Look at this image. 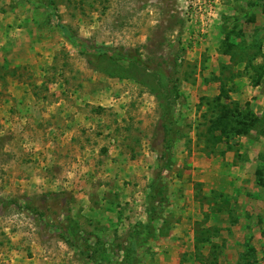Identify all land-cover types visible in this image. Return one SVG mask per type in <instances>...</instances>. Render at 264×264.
<instances>
[{
	"label": "rangeland",
	"instance_id": "1",
	"mask_svg": "<svg viewBox=\"0 0 264 264\" xmlns=\"http://www.w3.org/2000/svg\"><path fill=\"white\" fill-rule=\"evenodd\" d=\"M0 18V264H264V0ZM218 96L262 122L219 141Z\"/></svg>",
	"mask_w": 264,
	"mask_h": 264
},
{
	"label": "trees",
	"instance_id": "2",
	"mask_svg": "<svg viewBox=\"0 0 264 264\" xmlns=\"http://www.w3.org/2000/svg\"><path fill=\"white\" fill-rule=\"evenodd\" d=\"M65 33L67 32V29L65 26H62ZM261 69V68H260ZM259 74L264 76V66H262V69L259 71ZM219 96L215 98V102L212 104V107H209L208 109L211 110V118L209 120L211 124V132L212 136H215L214 132L220 131L221 134L217 136L216 138L219 141H222L223 139H231L235 137L237 134L240 135L241 133L247 134L252 128L255 127L256 124L262 122L261 118L258 116H255L251 114L249 111L243 112L240 110L239 105L235 103L234 106H230L227 103H223L219 101ZM171 126H167L166 128L168 131H170ZM225 140V143L227 142ZM166 148L169 150L171 149L174 141L170 140L166 142ZM171 151V150H170ZM171 154V152H170ZM63 194H51V196H48L53 201H58L62 199ZM27 207L30 209L32 208L31 202H28ZM37 211V210H36ZM140 229V228H139ZM139 229H135V233L139 236L141 234V231ZM134 233V232H133ZM138 236L133 235L132 241H131V254L135 251L137 246L139 245V239ZM130 253V252H129ZM130 254H127L128 258H131L129 256ZM127 259L126 261H128Z\"/></svg>",
	"mask_w": 264,
	"mask_h": 264
},
{
	"label": "crops",
	"instance_id": "3",
	"mask_svg": "<svg viewBox=\"0 0 264 264\" xmlns=\"http://www.w3.org/2000/svg\"><path fill=\"white\" fill-rule=\"evenodd\" d=\"M8 1H11V0H8ZM0 19H3V18H0ZM20 23H21V21H20ZM2 24H4V22L0 20V27H2ZM10 29H13V28L11 27ZM11 35H13L12 31H11ZM9 41H11V38H8L6 35L4 36L2 29L0 28V52L2 50L5 52L7 50V48L10 47V45L8 44Z\"/></svg>",
	"mask_w": 264,
	"mask_h": 264
},
{
	"label": "built area",
	"instance_id": "4",
	"mask_svg": "<svg viewBox=\"0 0 264 264\" xmlns=\"http://www.w3.org/2000/svg\"><path fill=\"white\" fill-rule=\"evenodd\" d=\"M214 9V6L213 5H210V7H209V12H208V14L210 15V14H212V10Z\"/></svg>",
	"mask_w": 264,
	"mask_h": 264
}]
</instances>
